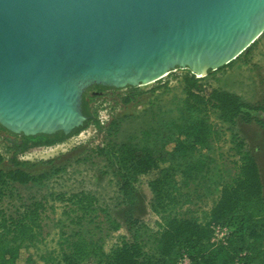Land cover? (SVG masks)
I'll return each mask as SVG.
<instances>
[{"label": "trees", "instance_id": "1", "mask_svg": "<svg viewBox=\"0 0 264 264\" xmlns=\"http://www.w3.org/2000/svg\"><path fill=\"white\" fill-rule=\"evenodd\" d=\"M257 40L242 54L250 52ZM202 79L190 72L182 77L183 107L191 122L176 127L174 140L156 143L151 148L108 141L93 150L95 155L105 156V174L119 178L123 225L90 192L50 194V199L64 205L62 215L67 225L79 229L70 233L62 231L57 256L40 257L39 262L35 261L32 248L40 236L47 201L22 203L13 208L11 202L7 205L4 202L16 186L39 184L51 175L64 172L72 163L85 162L86 158L65 159L75 150L36 163L20 158L31 149L62 144L88 127L113 136L118 121L110 118L107 124L101 125L98 111L91 103L100 93L118 89L95 85L88 88L81 103L86 121L69 135L57 132L26 137L0 126L7 152L6 157L0 154V264H181L185 259L188 264H264L262 179L254 156L231 130L238 122L264 129V120L260 117L264 115V103L243 102L235 94L203 84ZM161 88L158 85L150 90ZM125 89L129 94L121 102L129 104L133 101L130 93L136 91V87ZM90 91L95 93L88 100ZM211 114L222 125L229 126L228 142L235 173L221 185L207 216L199 220L186 215L182 209L192 202L186 190L209 175L214 161L209 153L212 146L223 139V131L210 121ZM172 143L173 147L168 149V144ZM193 155L197 158L190 161ZM178 158L182 163L175 164ZM41 168L48 171L37 173ZM141 182L152 195L145 221L135 219L133 214L137 203L136 187ZM83 224L97 228L106 224L118 237L111 243L101 237L86 236L80 231ZM215 228L227 231L222 241H213Z\"/></svg>", "mask_w": 264, "mask_h": 264}, {"label": "water", "instance_id": "2", "mask_svg": "<svg viewBox=\"0 0 264 264\" xmlns=\"http://www.w3.org/2000/svg\"><path fill=\"white\" fill-rule=\"evenodd\" d=\"M263 33L264 0H0V126L69 135L88 88L203 78Z\"/></svg>", "mask_w": 264, "mask_h": 264}, {"label": "rangeland", "instance_id": "3", "mask_svg": "<svg viewBox=\"0 0 264 264\" xmlns=\"http://www.w3.org/2000/svg\"><path fill=\"white\" fill-rule=\"evenodd\" d=\"M189 72L188 69H177L163 78L160 83L136 87V91L130 93L133 101L129 104L121 102V99L129 94V90L125 88L104 91L96 98L94 97L91 104L98 111V116L102 117L103 112L101 111L106 109L108 119H116L119 123L113 136L105 132L98 133L93 127H88L62 144L34 148L21 157L22 160L36 163L75 150L65 159L86 158L85 162L72 163L64 172L56 176L51 175L39 184L16 186L4 202V205L11 202L13 208L22 203L26 205L42 199L47 201V209L42 216L40 236L32 248L36 262H39L40 257L57 256L62 231L70 233L71 230L79 229L67 225L62 215L64 205L50 199V194L90 192L95 195L101 205L109 209L115 220L120 224L123 223L119 178L113 177L111 173L105 174L107 170L105 156H97L93 150L97 146L102 147L108 141L116 144L131 143L138 148H151L156 143L174 140L176 127L191 122V118L185 113L183 107L182 83V77L188 75ZM163 83L167 86H162ZM202 83L235 94L243 102L249 104L264 103V33L258 38L250 52L242 54L230 65L208 72L203 77ZM158 85L163 88L151 92L150 89ZM94 93L90 91L87 99L90 100ZM260 117L264 120V115ZM210 121L223 131V139L214 144L209 153L214 160L209 175L186 190L192 202L182 209L186 215L199 220L207 216L212 204L218 198L221 185L228 182L235 173L232 164L233 152L228 142L231 136L229 126L222 125L214 114L210 115ZM231 130L244 141L246 150L254 156L262 179L264 194V129L255 124L245 125L238 122ZM3 137L0 134V152L6 156L3 152ZM173 145V143L168 144L167 148L170 149ZM196 158L197 156L193 155L189 160ZM174 163H182V160L178 158ZM43 171H48V169L41 168L37 173ZM195 187L196 192L194 193ZM136 190L137 203L133 212L134 218L145 221L149 216L152 195L144 182L139 183ZM80 231L86 236L91 235L95 239L101 237L111 243H114L118 237V234L111 233L106 224H100L98 228L94 225L83 224Z\"/></svg>", "mask_w": 264, "mask_h": 264}, {"label": "built area", "instance_id": "4", "mask_svg": "<svg viewBox=\"0 0 264 264\" xmlns=\"http://www.w3.org/2000/svg\"><path fill=\"white\" fill-rule=\"evenodd\" d=\"M101 112H103L101 115H102V117H99L98 116V118H99V121H100V124L101 125H105V124H107V122H108V115H107V111H106V109H104L103 111H101ZM101 112H99V113H101ZM2 140V139H1ZM3 142V147H4V153L6 154V156H7V152H6V150H5V148H6V144H5V142H4V140L2 141ZM0 154L1 155H3L4 156V154L2 153V152H0ZM6 156H4V157H6ZM21 159V158H20ZM22 160V159H21ZM227 234V231L225 230V229H220V228H215L214 229V238H213V241H215V242H218V241H222L223 239H224V237H225V235ZM181 264H188V261L185 259Z\"/></svg>", "mask_w": 264, "mask_h": 264}]
</instances>
